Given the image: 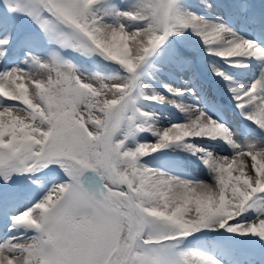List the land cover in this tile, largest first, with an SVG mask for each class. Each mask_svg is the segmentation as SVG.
<instances>
[{
	"label": "snow or ice",
	"instance_id": "snow-or-ice-1",
	"mask_svg": "<svg viewBox=\"0 0 264 264\" xmlns=\"http://www.w3.org/2000/svg\"><path fill=\"white\" fill-rule=\"evenodd\" d=\"M0 264H264V0H0Z\"/></svg>",
	"mask_w": 264,
	"mask_h": 264
}]
</instances>
